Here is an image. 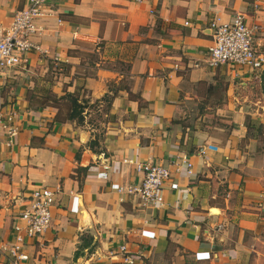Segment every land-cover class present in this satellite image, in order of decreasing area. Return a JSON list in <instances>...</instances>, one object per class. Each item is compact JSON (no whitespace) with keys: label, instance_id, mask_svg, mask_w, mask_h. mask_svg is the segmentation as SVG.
I'll list each match as a JSON object with an SVG mask.
<instances>
[{"label":"crops","instance_id":"1","mask_svg":"<svg viewBox=\"0 0 264 264\" xmlns=\"http://www.w3.org/2000/svg\"><path fill=\"white\" fill-rule=\"evenodd\" d=\"M52 1L41 50L0 77L19 127L0 141V264H264V65L207 62L213 23L237 12L264 53V0ZM29 2L0 0V22ZM55 65L53 93L98 100L101 128L90 106L83 123L57 118ZM129 158L170 166L161 205L116 190L142 175ZM39 186L57 191L52 224L16 263L5 247Z\"/></svg>","mask_w":264,"mask_h":264},{"label":"built area","instance_id":"2","mask_svg":"<svg viewBox=\"0 0 264 264\" xmlns=\"http://www.w3.org/2000/svg\"><path fill=\"white\" fill-rule=\"evenodd\" d=\"M53 12L52 0H30L29 4L18 10L10 25L0 22V77L5 70L22 65L27 60V54L32 50H41L33 41L34 35L39 31L37 21L51 15ZM213 41L209 46L208 64L211 67L220 64L244 65L252 69L264 65V53L253 46V39L257 26H251L243 12L234 14L229 22L213 23ZM15 112L5 110L0 102V141L5 140L12 144L13 137L19 133L16 125ZM5 136V137H4ZM208 146H202L200 153H205ZM134 162L136 169L141 172L138 181L119 184L116 190L121 194L136 196L143 206L154 207L164 201V191L169 185L172 170L170 166L158 161ZM187 172H192V163L185 160ZM105 169L109 164H103ZM57 191L49 186H39L32 190L19 218L23 224L15 225V237L8 249L14 262L29 259L24 251L28 240L40 237L52 224L53 209L56 204ZM126 252L127 245L121 246ZM125 263H133L129 254H124Z\"/></svg>","mask_w":264,"mask_h":264},{"label":"rangeland","instance_id":"3","mask_svg":"<svg viewBox=\"0 0 264 264\" xmlns=\"http://www.w3.org/2000/svg\"><path fill=\"white\" fill-rule=\"evenodd\" d=\"M60 66H53L51 67V71L50 72V75L48 77V79H50V85L49 87H47L48 89L46 90V94H44L43 96L46 98L47 102L51 103V104H54V105H57L61 107V110L60 112L64 115V114H67V111H68V104H67V101H57V99H55V93H53L52 91V85L55 84L54 82V75H55V72L57 71L56 69L59 68ZM64 70V69H63ZM57 95V94H56ZM60 96V95H59ZM105 100V99H104ZM100 102L99 101H95L93 103H88V106H90V109H91V117H89V123H91V125L97 127V128H101L102 127V120H103V110H101V106H100Z\"/></svg>","mask_w":264,"mask_h":264},{"label":"trees","instance_id":"4","mask_svg":"<svg viewBox=\"0 0 264 264\" xmlns=\"http://www.w3.org/2000/svg\"><path fill=\"white\" fill-rule=\"evenodd\" d=\"M111 97H112L111 95L106 94L103 96L102 99L103 100L105 99L108 102H110ZM55 99H57V101H62V100L67 101V104H68L67 114L62 115L65 119L76 120L79 123H83L84 118H85L84 111H85V108L88 106L89 100L85 99V100L80 101L79 96L75 92H70V91H67L65 94L60 95V96L55 94ZM58 107H59V113L57 115V118L58 117L60 118L61 107L60 105ZM75 255H78V252H76Z\"/></svg>","mask_w":264,"mask_h":264}]
</instances>
